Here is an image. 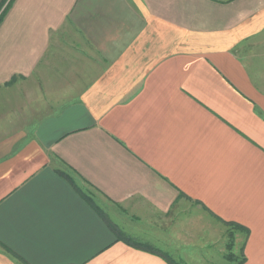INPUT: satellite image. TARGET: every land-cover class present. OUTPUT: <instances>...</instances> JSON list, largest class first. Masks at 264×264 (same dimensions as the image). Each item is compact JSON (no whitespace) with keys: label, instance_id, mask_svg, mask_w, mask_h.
<instances>
[{"label":"crops","instance_id":"0c3cea01","mask_svg":"<svg viewBox=\"0 0 264 264\" xmlns=\"http://www.w3.org/2000/svg\"><path fill=\"white\" fill-rule=\"evenodd\" d=\"M4 11L0 264H191L182 242L137 246L108 215L189 202L209 216L182 227L207 263L264 264V0Z\"/></svg>","mask_w":264,"mask_h":264},{"label":"rangeland","instance_id":"374dc122","mask_svg":"<svg viewBox=\"0 0 264 264\" xmlns=\"http://www.w3.org/2000/svg\"><path fill=\"white\" fill-rule=\"evenodd\" d=\"M0 126L7 128L8 125L5 124V121H0ZM115 211V209H109L108 215L116 223L117 228L122 232L121 235L126 239L150 245L163 251H169V253L175 252L178 249H176V244L180 246L182 242L184 247L182 246L183 249H178V251L183 252L185 256L188 254L192 256L193 263L191 264H213V262H206L207 260L210 261V258H207L209 255L204 259L202 258V255L206 251H212V249L193 247L191 244H188L187 240H196L197 237H192L193 235L196 236V233L182 231V227L196 223L198 218L209 217L202 208L194 205V203L189 202L185 212H181L180 210L172 216L156 215L138 219L132 215H119V212L116 214ZM174 255L173 258L178 264H184L180 259V255Z\"/></svg>","mask_w":264,"mask_h":264},{"label":"trees","instance_id":"16d2710c","mask_svg":"<svg viewBox=\"0 0 264 264\" xmlns=\"http://www.w3.org/2000/svg\"><path fill=\"white\" fill-rule=\"evenodd\" d=\"M4 13H5V11L0 15V22L2 21V18H3V16H4ZM130 241V240H129ZM130 243H132V244H135V245H140V243L139 242H136V241H130ZM228 259L229 260H231V261H234V260H236V257H235V255H232V254H230V255H228ZM168 260V262H170V264H178L174 259H172V258H169V259H167ZM236 264H239V263H236Z\"/></svg>","mask_w":264,"mask_h":264}]
</instances>
